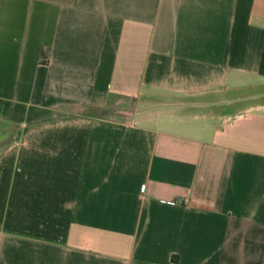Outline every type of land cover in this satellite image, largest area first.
<instances>
[{
	"label": "crops",
	"instance_id": "0c3cea01",
	"mask_svg": "<svg viewBox=\"0 0 264 264\" xmlns=\"http://www.w3.org/2000/svg\"><path fill=\"white\" fill-rule=\"evenodd\" d=\"M0 264H264V0H0Z\"/></svg>",
	"mask_w": 264,
	"mask_h": 264
},
{
	"label": "rangeland",
	"instance_id": "374dc122",
	"mask_svg": "<svg viewBox=\"0 0 264 264\" xmlns=\"http://www.w3.org/2000/svg\"><path fill=\"white\" fill-rule=\"evenodd\" d=\"M80 111L82 110V109H79Z\"/></svg>",
	"mask_w": 264,
	"mask_h": 264
}]
</instances>
